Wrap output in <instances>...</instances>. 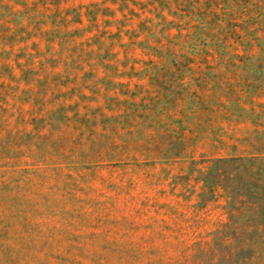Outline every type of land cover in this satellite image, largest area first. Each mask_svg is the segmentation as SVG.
Masks as SVG:
<instances>
[{
    "label": "rangeland",
    "instance_id": "obj_1",
    "mask_svg": "<svg viewBox=\"0 0 264 264\" xmlns=\"http://www.w3.org/2000/svg\"><path fill=\"white\" fill-rule=\"evenodd\" d=\"M47 9L0 0V264H222L202 177L264 162V0Z\"/></svg>",
    "mask_w": 264,
    "mask_h": 264
},
{
    "label": "trees",
    "instance_id": "obj_2",
    "mask_svg": "<svg viewBox=\"0 0 264 264\" xmlns=\"http://www.w3.org/2000/svg\"><path fill=\"white\" fill-rule=\"evenodd\" d=\"M14 4L22 5L23 14L29 20L33 35L46 36L40 25L45 23L38 17L31 16L35 7L45 5L48 0H37L27 4L24 0H12ZM23 1V2H22ZM19 31H24L22 28ZM157 58H182L169 47H155ZM257 157H229L212 160L208 172L202 177L206 191L200 194L203 203L214 198L216 190L219 197L225 201L227 213L226 222L221 230L214 233L215 249L222 254V264H250L253 251L251 241L257 236L263 238L264 247V162L258 163Z\"/></svg>",
    "mask_w": 264,
    "mask_h": 264
}]
</instances>
